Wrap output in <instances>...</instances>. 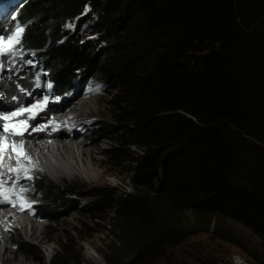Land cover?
<instances>
[{
    "label": "trees",
    "instance_id": "1",
    "mask_svg": "<svg viewBox=\"0 0 264 264\" xmlns=\"http://www.w3.org/2000/svg\"><path fill=\"white\" fill-rule=\"evenodd\" d=\"M12 15L24 29L23 54L55 98L94 76L110 86L106 131L115 144L104 157L130 166L131 192L119 194L81 196L75 183L33 180V197L43 196L37 220L54 225L75 198L92 199L79 211L113 236L105 264L199 234L229 241L220 221L242 225L264 247V0H22ZM74 22L108 49L66 32ZM63 242L54 264H79ZM13 247L40 257L20 239Z\"/></svg>",
    "mask_w": 264,
    "mask_h": 264
},
{
    "label": "rangeland",
    "instance_id": "2",
    "mask_svg": "<svg viewBox=\"0 0 264 264\" xmlns=\"http://www.w3.org/2000/svg\"><path fill=\"white\" fill-rule=\"evenodd\" d=\"M21 2L22 0L0 1V31L2 34L5 33L7 27L15 29L17 24L12 15V11L19 7ZM65 31L69 32L70 35L76 34V39L79 38L82 42H89L95 52L99 51L98 53H103L108 49L107 47L110 46L109 40L105 39L104 36L91 35V30L88 25L79 31L76 22H74L72 24H67L65 26ZM27 60H30V58L25 57L23 54V59L18 57L14 66L6 62L3 71H0L5 75H10L9 78L12 77L11 80L20 83L22 87L28 88V92L23 95L24 99L29 95L28 93L33 90L47 93V95L50 96L49 101L51 105L56 104L55 106L60 105L62 99L63 101H67L80 93H85L86 96L91 99L94 113L86 119V122L91 124V129L89 130L90 134L86 141L89 144L98 141V146L91 147L90 163L93 164V171L101 173L102 176L100 179L90 181L82 174H77L74 171H68L63 168H60V175L53 178L44 173L32 171L27 174V177L31 178L29 179L26 177L27 182L22 189L29 194H33V180L39 179L43 183L57 187H62L64 183H75L80 187L79 193L81 196L93 189H105L116 194L131 192V184L128 180V171L130 170L128 163H116L118 165L115 163L109 164L104 157V154L115 144L112 141L115 137L106 131L112 128L107 107L114 94L110 86L105 83V80L101 77L94 76L89 80L76 84L72 92L67 96L55 98L46 84L43 72H41L34 63L31 65L25 63ZM37 74L40 75V87L36 86ZM97 87L99 90L90 91V89H96ZM13 96H15L14 91L11 92L10 99H12ZM53 101L55 103H53ZM2 104H4V102ZM47 109L48 106L38 113H45ZM68 124H70V126H68ZM71 124H74V122H69L65 124V126H62V128H65L66 132H70L72 130ZM130 151L131 153L139 154L136 148H132ZM134 157L130 155V158ZM42 197V195L31 197L28 202L32 203L34 207V205L41 204L43 200ZM74 200L76 202V208L60 210V217L54 225L47 226L45 222L36 220V223L42 228L39 241L25 237L18 229L10 230L8 232L10 256H13V258L17 260H26L29 264H54L55 255L59 253V245L64 243L63 238H68L72 242L73 256L79 259V264H105L102 256L109 253V248L112 247L113 236L108 231H104L103 223H90L89 217L83 216L79 211L80 208L92 202V199L75 198ZM30 211L34 213L33 208ZM93 216H97L101 220L107 218V215L103 214H95ZM106 230H109V228L106 227ZM218 230L224 234V236L228 237L229 241H224L211 232L199 234L187 238L176 246L168 247L162 252L149 251L147 253H141V255L131 260H126L124 264L264 263V247L248 229L235 222L220 221L218 223ZM114 235H116V233H114ZM14 238L34 246L40 253L38 260L35 261L28 255L16 254L13 247Z\"/></svg>",
    "mask_w": 264,
    "mask_h": 264
},
{
    "label": "bare ground",
    "instance_id": "3",
    "mask_svg": "<svg viewBox=\"0 0 264 264\" xmlns=\"http://www.w3.org/2000/svg\"><path fill=\"white\" fill-rule=\"evenodd\" d=\"M13 31L14 29L7 27L3 35L7 37ZM0 34H2L1 31ZM0 77L9 78L10 75L1 72ZM14 83L15 96L13 97H16V100L12 98L4 104L0 103V114L8 115L19 108H31L33 104L42 102L44 97H48L49 101L50 96L47 93L34 90L24 99L23 95L28 92V88L22 87L15 80ZM0 90L8 93L11 91V86L5 88L3 86ZM55 105H51L49 101L46 105L48 106L47 111L38 113L34 119H26L27 114L14 118L11 124H15L17 120L26 119L28 128L22 137L8 135L0 130V137H3L8 145L0 160V180L5 182V189H11L13 183L16 184L15 189L8 193L9 200L16 206L14 207L13 203L0 202V264H29L26 260H17L10 256L8 241L10 230L18 229L25 237L37 241L40 240L42 234V228L36 223V215L30 211L33 204L28 200L33 197V194L25 190L21 191L27 182L26 176L21 172L22 178L16 181L15 173L9 172V168L23 167L29 170L27 174L33 171L44 173L52 178L60 175V168L82 174L90 181L100 179L102 176L101 173L93 171V164L90 163L91 147L98 146V141L90 144L86 141L91 129V124L87 123L86 119L94 113L91 99L85 93H80L67 101L62 99L60 105ZM69 122H74L71 124L72 132H66L65 128H62ZM3 123L4 121H0V129ZM13 143L23 144L24 155H21L19 164L16 152H13L11 148ZM17 151L20 150L17 149ZM2 200L3 197H0V201ZM21 202L25 205L23 210L20 207ZM30 204L31 208L28 207Z\"/></svg>",
    "mask_w": 264,
    "mask_h": 264
},
{
    "label": "snow or ice",
    "instance_id": "4",
    "mask_svg": "<svg viewBox=\"0 0 264 264\" xmlns=\"http://www.w3.org/2000/svg\"><path fill=\"white\" fill-rule=\"evenodd\" d=\"M23 27L17 23L14 31L5 37L3 34H0V71H3L5 63L12 64L14 66L16 59L19 57L20 59H23V51L21 47V37L23 34ZM7 58V59H6ZM25 63L31 65L33 62L31 60L25 61ZM36 86L40 87V75L37 74L36 76ZM48 87H51V85H48ZM99 90L98 87L96 89H90V91H97ZM21 91H24L21 89ZM30 95V93H28ZM3 93H0V96H2ZM13 100H16V97H13ZM48 97H44V100L42 102H38L36 104H33L31 108H19L16 111L11 112L8 115L0 114V121H4L2 125V130L5 134L12 135V136H23L24 133L27 131L28 125L26 123L27 118L34 119L35 116L38 114V112L42 111L44 107L48 103ZM27 114V117L25 120H17L15 124H11L10 122L20 116H25ZM38 130V129H33ZM8 145L6 144V141L3 137H0V160H2L6 148ZM11 148L13 152H16V159L17 163L19 164L21 155H24L23 153V144H15L13 143L11 145ZM19 149L20 151H17ZM27 158V157H25ZM28 169L23 167L18 168H9V172L15 173L16 175V181H19L22 177L20 175L21 172L24 173V175L27 177ZM31 178V177H27ZM4 181L0 180V197H3V200L0 202L4 203H13L9 200L8 193L13 191L16 187V184L13 183V186L11 189H5L4 188ZM21 191H24V189H21ZM13 206L15 207V203H13ZM21 210L24 209L25 205L23 202L20 204ZM28 207H31V205H28Z\"/></svg>",
    "mask_w": 264,
    "mask_h": 264
}]
</instances>
